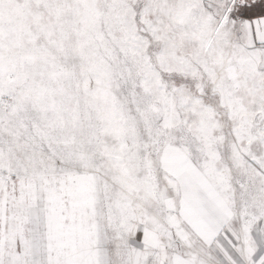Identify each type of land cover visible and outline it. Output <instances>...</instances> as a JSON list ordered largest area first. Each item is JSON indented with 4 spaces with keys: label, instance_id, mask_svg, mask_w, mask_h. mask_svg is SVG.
I'll return each mask as SVG.
<instances>
[{
    "label": "snow or ice",
    "instance_id": "6c2138e0",
    "mask_svg": "<svg viewBox=\"0 0 264 264\" xmlns=\"http://www.w3.org/2000/svg\"><path fill=\"white\" fill-rule=\"evenodd\" d=\"M0 264H264V0H0Z\"/></svg>",
    "mask_w": 264,
    "mask_h": 264
}]
</instances>
